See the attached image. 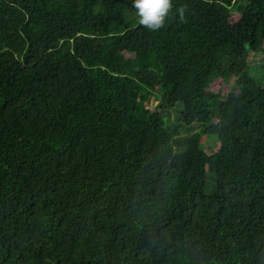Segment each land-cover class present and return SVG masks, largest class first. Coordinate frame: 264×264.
<instances>
[{
    "label": "trees",
    "instance_id": "1",
    "mask_svg": "<svg viewBox=\"0 0 264 264\" xmlns=\"http://www.w3.org/2000/svg\"><path fill=\"white\" fill-rule=\"evenodd\" d=\"M250 54L264 0H0V264H264Z\"/></svg>",
    "mask_w": 264,
    "mask_h": 264
},
{
    "label": "clouds",
    "instance_id": "2",
    "mask_svg": "<svg viewBox=\"0 0 264 264\" xmlns=\"http://www.w3.org/2000/svg\"><path fill=\"white\" fill-rule=\"evenodd\" d=\"M132 7L140 25L149 30H157L164 25L173 7V0H132ZM179 13L183 18V9Z\"/></svg>",
    "mask_w": 264,
    "mask_h": 264
},
{
    "label": "rangeland",
    "instance_id": "3",
    "mask_svg": "<svg viewBox=\"0 0 264 264\" xmlns=\"http://www.w3.org/2000/svg\"><path fill=\"white\" fill-rule=\"evenodd\" d=\"M243 2H247V0H243ZM232 17L236 20L239 18V14L232 10ZM250 62L252 65L253 73L254 74H262V69L260 65L264 61V54L259 56H254L253 54H250ZM235 79H232L230 82L223 81L222 79L218 78V80H214L212 83L211 90L214 92H220L221 94H227L229 89L232 87ZM159 103V99L152 97L150 103L148 104L149 108H155ZM172 119H175L174 113L172 114ZM216 137H208L203 140L204 148L207 151L208 154L215 152L219 147V142H214ZM211 145V146H210ZM215 182V175L208 174V186H207V193H211V191L214 188V185H212Z\"/></svg>",
    "mask_w": 264,
    "mask_h": 264
}]
</instances>
